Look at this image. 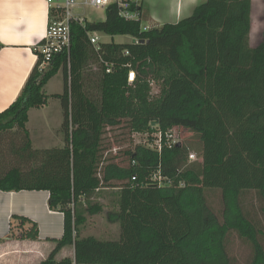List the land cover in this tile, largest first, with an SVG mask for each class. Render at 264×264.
<instances>
[{"label": "trees", "instance_id": "obj_1", "mask_svg": "<svg viewBox=\"0 0 264 264\" xmlns=\"http://www.w3.org/2000/svg\"><path fill=\"white\" fill-rule=\"evenodd\" d=\"M252 10L253 0H207L177 24L143 31L146 12L128 22L111 6L104 22L72 24L70 58L57 55L42 73L37 62L0 113V191H48L50 209L63 213L64 236L41 264H236L232 234L251 246V264H264V230L243 198L264 200V33L251 46ZM93 33L139 43L96 50ZM59 72L63 93L48 96ZM153 82L161 86L155 98ZM50 98L61 104L63 146L37 149L29 112ZM124 122L151 143L173 129L193 140L160 151L136 145L128 165L103 164L104 131ZM207 191L222 192L221 214ZM100 216L106 226L96 231L91 220ZM14 221L23 239H38V225L25 218L11 221L10 234ZM64 248L74 254L57 261Z\"/></svg>", "mask_w": 264, "mask_h": 264}, {"label": "crops", "instance_id": "obj_2", "mask_svg": "<svg viewBox=\"0 0 264 264\" xmlns=\"http://www.w3.org/2000/svg\"><path fill=\"white\" fill-rule=\"evenodd\" d=\"M193 1L188 0L187 6ZM148 3L150 0H144L148 21L157 23V15L152 13ZM182 9L178 6L180 20L174 24L184 20L180 17ZM49 23L50 8L46 0H0V113L16 102L36 67V48L44 41ZM54 101L60 104L59 100ZM50 102L30 110L27 124L30 134L37 123L43 125L45 119H49ZM59 106L61 108V104ZM33 116L38 120L34 121L35 124ZM62 123L58 127L59 135ZM49 199L48 191H0V264H41L56 249V242L64 236L65 217L63 213L50 209ZM17 217L38 225L37 240L23 239L17 221L13 224V235L10 234L11 221ZM70 252L74 253V250H61L56 256L57 261L68 257Z\"/></svg>", "mask_w": 264, "mask_h": 264}, {"label": "rangeland", "instance_id": "obj_3", "mask_svg": "<svg viewBox=\"0 0 264 264\" xmlns=\"http://www.w3.org/2000/svg\"><path fill=\"white\" fill-rule=\"evenodd\" d=\"M207 0H194L192 4L187 6L188 0H150V8L152 13L157 15V23L152 21H145L143 26L161 27L165 24H174L180 18L177 17L178 6H181V20L189 18L193 14L192 8H196L204 4ZM252 10V30H251V46L256 47L262 41L264 33V0H253ZM78 6L73 9V15L85 19L89 23H99L106 21V10L97 8L86 4V0H77ZM148 6V5H147ZM102 43L115 44H131L133 39L128 36L110 37L100 34ZM160 85L153 82L151 84V95L157 97L160 93ZM64 89L63 73L59 72L45 87V92L48 96L53 94H61ZM50 98L49 119H45L43 125L36 124L34 131L30 134V138L35 148L49 149L63 146V134L59 135V125L63 122V113H61L60 104ZM58 105V106H57ZM60 111V112H59ZM37 117L33 116L32 121L38 122ZM34 123V124H35ZM28 129V125H27ZM181 142L193 140V134L190 131L180 129L178 133ZM150 142L146 134H133L127 127V123L109 127L105 129L102 146V163L115 162L121 166L129 164L128 152L133 150L136 145H148ZM102 164V165H103ZM207 199L209 204L216 213H222L223 210V196L221 191H207ZM245 208L256 215L264 230V200L255 193H247L244 195ZM253 206V208H250ZM220 213V214H221ZM92 226L96 231L104 230L106 223L102 216L91 220ZM114 229V228H113ZM112 229V232L114 230ZM229 243L230 254L236 259V264H251L253 252L251 246L244 243L237 234H232ZM264 246V236L261 238ZM74 253L70 252L69 256Z\"/></svg>", "mask_w": 264, "mask_h": 264}, {"label": "built area", "instance_id": "obj_4", "mask_svg": "<svg viewBox=\"0 0 264 264\" xmlns=\"http://www.w3.org/2000/svg\"><path fill=\"white\" fill-rule=\"evenodd\" d=\"M47 5L50 8V23L45 35V39L36 48V55L39 64V72H44L48 69L50 63L57 55L66 54L69 58L72 50V24L78 23L82 27H85L86 20L81 19L73 15L72 11L78 6L77 0H46ZM86 4L97 8L107 10L111 6H115L118 10V16L128 22H136L144 19V0H86ZM151 27L143 26V31L150 30ZM100 34H90V42L99 50L100 48ZM136 44L139 42L135 40ZM129 55L128 52L124 53ZM107 70L110 73L113 70L114 65L106 63ZM126 67H130L129 65ZM137 73L135 70H130L128 73V83L133 85L136 82ZM180 129H173L168 131L165 135L158 133L154 136V143L148 142L145 145L152 149L162 150V146L165 145L168 148L180 144L181 140L178 135ZM166 138L165 144H163V138ZM196 155L191 154L189 161H197ZM155 181H158L160 186L163 185V179L158 172L154 175Z\"/></svg>", "mask_w": 264, "mask_h": 264}, {"label": "water", "instance_id": "obj_5", "mask_svg": "<svg viewBox=\"0 0 264 264\" xmlns=\"http://www.w3.org/2000/svg\"><path fill=\"white\" fill-rule=\"evenodd\" d=\"M136 41L134 40L133 43H135ZM144 41H141V43H143Z\"/></svg>", "mask_w": 264, "mask_h": 264}]
</instances>
